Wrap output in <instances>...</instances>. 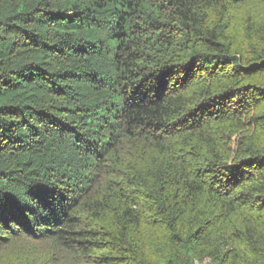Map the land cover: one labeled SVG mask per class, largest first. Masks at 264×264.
Instances as JSON below:
<instances>
[{
    "label": "trees",
    "instance_id": "trees-1",
    "mask_svg": "<svg viewBox=\"0 0 264 264\" xmlns=\"http://www.w3.org/2000/svg\"><path fill=\"white\" fill-rule=\"evenodd\" d=\"M264 264V0H0V256Z\"/></svg>",
    "mask_w": 264,
    "mask_h": 264
},
{
    "label": "rangeland",
    "instance_id": "rangeland-1",
    "mask_svg": "<svg viewBox=\"0 0 264 264\" xmlns=\"http://www.w3.org/2000/svg\"><path fill=\"white\" fill-rule=\"evenodd\" d=\"M26 240L20 243L12 244L9 248H6L4 253L0 256V264H23L27 261L25 252L27 246L25 245ZM192 264H214V262L208 258L193 259Z\"/></svg>",
    "mask_w": 264,
    "mask_h": 264
}]
</instances>
